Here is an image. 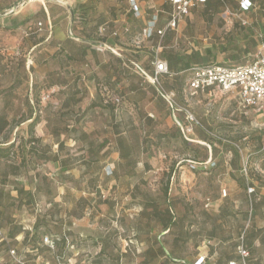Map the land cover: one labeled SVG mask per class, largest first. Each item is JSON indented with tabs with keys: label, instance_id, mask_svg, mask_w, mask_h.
Segmentation results:
<instances>
[{
	"label": "rangeland",
	"instance_id": "1",
	"mask_svg": "<svg viewBox=\"0 0 264 264\" xmlns=\"http://www.w3.org/2000/svg\"><path fill=\"white\" fill-rule=\"evenodd\" d=\"M254 1L256 14L247 25L235 19L238 0H211L168 28L171 0H138L144 19L158 12L165 31L146 37L131 0H0V116L10 122L0 133V145L15 142L13 153L0 158L5 192L0 228L9 234L17 224L22 230L9 235L11 249L28 264H145L141 253L148 244L135 237L139 226L145 240L149 227L140 213L147 199L165 204L163 189L172 175L170 197L180 222L172 234L157 238L167 255L174 253L147 264H264V244L257 239L264 230V202L256 211L252 205L264 194V118L241 108L233 92L192 95L191 72L184 68L187 61L239 65L254 60L256 37L264 36V0ZM129 16L136 27L125 31L121 26ZM55 29L72 35L67 44L54 36ZM114 31L123 41L127 34L145 38L143 51L132 56L108 44L103 38ZM101 42L113 49H99ZM168 57L175 65L169 63L170 74L154 83L156 58L169 62ZM130 59L147 75L136 73ZM161 85L173 89L178 102L199 118L194 141L175 122L160 96ZM73 93L77 102L62 113ZM36 114L38 150L59 154L62 165L30 151L29 118ZM67 124H75L77 132L67 134ZM83 131L91 136L80 135ZM89 139L106 145L85 164ZM23 157L26 165L20 166ZM191 161L199 163L196 169ZM245 165L256 194L241 185ZM12 166H20L17 174ZM21 187L25 191L19 195ZM30 190L32 201L25 193ZM214 222L217 237L211 238ZM253 229V245L244 244L249 255L243 258L238 247ZM27 234L30 242L24 244ZM47 235L61 239L58 247L43 244ZM10 250L0 245V264H15Z\"/></svg>",
	"mask_w": 264,
	"mask_h": 264
},
{
	"label": "built area",
	"instance_id": "2",
	"mask_svg": "<svg viewBox=\"0 0 264 264\" xmlns=\"http://www.w3.org/2000/svg\"><path fill=\"white\" fill-rule=\"evenodd\" d=\"M207 0H171L173 12L167 23L168 28H175L184 16H187L191 8L198 3H205ZM240 7L244 11H249L253 7L250 0H241ZM131 8L134 12H138L136 0H131ZM158 15H154L144 28L146 37H151L156 30ZM242 24L247 25V19H242ZM101 32L105 31V27H101ZM158 34L163 35L164 30L158 29ZM260 44L254 60L247 63L235 66H227L220 64H208L205 66H194L190 69L191 77L188 81L187 89L192 95L206 90L214 91L216 89L233 92L238 98V104L245 110H254L264 118V36L259 35ZM113 49L106 43L101 42L100 48ZM140 71L147 75L146 71L139 67ZM170 74L168 62L156 58L154 62V74L151 76L154 83L160 85L159 77L161 75ZM160 96L165 100L168 106L172 109V116L177 125L182 130L185 138L189 141H194L195 129L201 122L199 118L188 107L181 105L177 101V93L174 90H167L162 86L159 87ZM212 158L206 163H210ZM191 168L196 169L199 163L190 162ZM242 175L248 180V169L245 165L242 169ZM249 184V183H248ZM249 194L254 192V187L248 185ZM1 235V232H0ZM43 243L55 249L57 245L56 239L45 236ZM239 253L243 258L249 255V251L242 244L239 247ZM11 258L15 264H28L23 256L15 249L10 250ZM59 259V258H58ZM49 264V263H47ZM200 264V263H199ZM230 264H236L231 261Z\"/></svg>",
	"mask_w": 264,
	"mask_h": 264
},
{
	"label": "trees",
	"instance_id": "3",
	"mask_svg": "<svg viewBox=\"0 0 264 264\" xmlns=\"http://www.w3.org/2000/svg\"><path fill=\"white\" fill-rule=\"evenodd\" d=\"M208 3L210 4L211 3V0H207ZM206 1V2H207ZM220 1H224V0H220ZM160 17V14L158 15V19ZM157 24V23H156ZM17 25H15L16 27ZM161 29V28H160ZM157 28L156 30L153 32V34L151 36H154L156 34H158L157 32ZM169 59V62H168V66H169V63L171 64V68L175 65L174 63V60L173 58L171 57H168ZM210 64H214V63H210ZM205 65H208L207 63H195V64H191V62H185L184 63V68L186 71H190V69L194 66H205ZM220 65H224V64H220ZM170 70V69H169ZM154 74V73H153ZM162 86V85H161ZM163 87V86H162ZM165 88V87H163ZM166 89V88H165ZM167 90H173V89H167ZM212 91L210 90H206L204 93H208L210 94ZM77 102V99H76V94L73 93V94H70L63 102L62 104V110L61 112L62 113H68V111H70V107H71V101H74ZM178 101V100H177ZM30 123L28 125V128H29V133H30V138L27 140V142L30 144V151H33L35 152V154L43 159H45L46 161H49V160H52L54 161L55 163H61V165L63 164V162L65 160H60L59 158V154H54V155H51L49 154L48 152V148H45L44 150L40 151L38 150L37 148V143H39L41 141L40 138H36L35 135H34V132H35V128L36 126L40 123V115L39 114H36L35 116H31L29 118ZM10 125V122L9 120L5 117V116H0V133H2L4 131V129L7 128V126ZM66 133H70V132H77V127L75 126V124H67L66 127ZM55 130H57V132H55V136L56 137H59L60 136V131L58 128H56ZM118 134H120V132H118ZM80 135L82 136H85L87 138H89L91 136V134H88L87 132H81ZM123 138H119V143H122V140ZM58 145L60 148L63 147L64 143L63 141H59L58 142ZM106 145V140H103V142H101L100 144L97 143L96 140L94 139H89L88 141V155H89V158H85L84 160V163L85 164H90L91 160L92 159H97V155L99 153H101L102 149L105 147ZM15 148V142H12L10 143L8 146H1L0 145V158H8L12 153H13V150ZM231 151H233V153L235 155H239V152L237 149L235 148H231ZM23 165H26V159L25 157L22 158L21 160V164L20 166H23ZM20 166H12L13 168V171L14 173L17 174L18 170L20 169ZM64 171H66V168H64ZM171 176L169 177L168 181H167V184L165 186V188L163 189V194L165 196V204H162L160 203L158 200L156 199H147L144 203V207L142 208L141 210V213H140V216L141 217H145L146 220H147V226L149 227V229L146 231L147 233V238L145 240H141V237L139 235V232L140 230H142V228H140L139 226L137 227V234H136V239L140 242H147L148 246L147 248L141 253V255H143L145 257V264L149 263L150 261H153L155 259H157L158 257H172L174 251L171 250L168 255H167V251H166V248L164 245H161V244H158L159 243V240H158V236L157 234H162L164 233L163 235H167V234H172L173 233V229L179 224L180 222V217L178 216L177 212L174 210V205H173V202H172V199L170 197V183H171ZM250 184V186L253 185V183L251 181H247L245 176L243 175V181L241 182V185L248 191V185ZM264 185V184H263ZM140 189V185L139 184H136L135 187H134V190H138ZM17 191L19 193V195H22L25 191L24 187H21V188H17ZM97 194H99V197H101L100 195V191L97 190L96 191ZM26 196L29 198V201L34 198V194L32 193V191H26ZM134 193V191H133ZM253 193H257L256 192V189L254 188V192ZM5 196V192L3 189H0V207L2 206V197ZM101 199V198H100ZM264 202V194L262 195V197L260 198V200H254L253 201V210L256 211L259 206ZM154 222V226H152V223ZM39 227V223L38 221L36 222L34 228L35 230H37ZM153 228L156 229L158 231V233H156L154 236H151V233H152V229ZM217 227H218V224H216L215 222L213 223V226L211 228V230H209V233H210V237L211 238H215L217 237L216 235V231H217ZM0 232H1V235H0V245H4L6 246L9 250L11 249V239L9 238V235H11V237H16L19 233L22 232L21 230V227L18 226L17 224L15 226H13V228H11V233L9 234H6V232L4 231L3 228H0ZM35 233V232H34ZM34 233L32 234V236L34 235ZM254 233V229L251 230L250 232H247L246 233V236H245V241H243V245L245 244L246 246L248 245L249 246V242L251 243V246L253 245V239H251V236L252 234ZM49 236V235H47ZM52 238L56 239L57 241V247H58V244L60 242V238L58 237H54V236H51ZM181 236H176L175 237V240L179 239ZM29 238V234H27L23 240H22V243L24 244H28L30 242V240H28ZM67 238V237H66ZM44 239V238H42ZM262 244H264V230L261 231V233L259 234L258 238H257ZM65 238H62V241H64ZM44 244V243H43ZM157 245V246H154ZM34 249H36V247H33ZM16 250V249H15ZM102 253H105V250L102 249L101 252ZM20 254V253H19ZM60 260L63 259L62 257H58ZM173 258H176L178 259L179 257H173ZM13 261V260H12Z\"/></svg>",
	"mask_w": 264,
	"mask_h": 264
},
{
	"label": "crops",
	"instance_id": "4",
	"mask_svg": "<svg viewBox=\"0 0 264 264\" xmlns=\"http://www.w3.org/2000/svg\"><path fill=\"white\" fill-rule=\"evenodd\" d=\"M137 1V6H138V12H139V14H140V16L142 15L143 16V11H142V7H141V4L138 2V0H136ZM240 1L241 0H238V2H237V4H236V8H235V13H234V15H235V19H237V21H238V23L239 24H241V25H243L242 24V19H247V21H248V24L250 23V20H251V16L255 13L256 14V10H257V3L254 1V0H250L252 3H253V7H251V9L249 10V11H244V10H242L241 9V7H240ZM206 3H208V1L207 2H205V3H198V4H196L195 6H193L192 8H191V11H190V13L187 15L188 17H192V15H193V10L196 8V7H198V6H200V5H204V4H206ZM132 11H134L132 8H130ZM227 9L229 10L230 8H229V6H227ZM154 15H159V13L157 12V13H155V14H153V16ZM226 15L228 16V13L226 12ZM140 17L139 19H138V21H139V23L141 22L142 23V21L144 22L143 24H145L146 26H147V24H148V22L153 18V16H152V18H150L148 21L146 20V19H144L145 17L143 16V17ZM227 20H229V17H227L226 18ZM137 21V22H138ZM230 21H233V20H230ZM124 24L121 26L125 31H130V27L132 28V27H136V26H134V19L132 18V17H127V18H124ZM159 22H160V17H159V19H158V21H157V24H156V28L157 29H160V24H159ZM130 26V27H129ZM145 26V27H146ZM133 29V28H132ZM113 34H116V32L114 31L113 33H111L109 36H106V38H103L108 44H110L111 46H113V45H116L117 47V49H120V50H122V51H124V50H126V51H128L129 52V55H132L133 56V54L132 53H140V52H142L143 50V48L145 47L143 44H141L142 43V41H144V39H140L138 36H133L132 34H127V38L123 41V40H120V39H117L115 36H113ZM54 36H60L59 38L61 39V41L63 42V41H65V42H63V44H67V41H68V36H72V35H69V34H66L65 32H58L57 31V29H55V35ZM256 40H257V51H258V48H259V44H260V38L257 36L256 37ZM160 47H161V44L159 45ZM257 53V52H256ZM130 62L131 63H133V64H136V66H137V68L138 69H135V72L136 73H138V74H140L141 72H140V69H139V67H141V65L139 64V63H136V62H134L133 60H131L130 59ZM102 63V62H101ZM205 64L207 63V64H210V63H214V64H221V63H217V62H214V61H207V62H204ZM244 64V63H243ZM224 65H227V66H235V65H228V64H224ZM239 65H241V64H239ZM142 68V67H141ZM161 76H164V75H161ZM160 76V77H161Z\"/></svg>",
	"mask_w": 264,
	"mask_h": 264
},
{
	"label": "water",
	"instance_id": "5",
	"mask_svg": "<svg viewBox=\"0 0 264 264\" xmlns=\"http://www.w3.org/2000/svg\"><path fill=\"white\" fill-rule=\"evenodd\" d=\"M13 11H14V9L11 10V12H13Z\"/></svg>",
	"mask_w": 264,
	"mask_h": 264
}]
</instances>
